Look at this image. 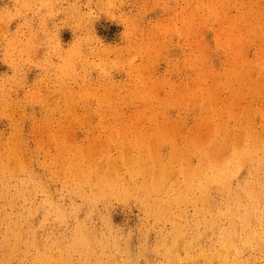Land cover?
Listing matches in <instances>:
<instances>
[{"label":"rangeland","instance_id":"obj_1","mask_svg":"<svg viewBox=\"0 0 264 264\" xmlns=\"http://www.w3.org/2000/svg\"><path fill=\"white\" fill-rule=\"evenodd\" d=\"M246 1L0 0V236H2L0 237V257L2 261L0 264H9V262L10 264H127L129 261L131 262L128 264H131L134 262V259L137 260L136 264H219V262L221 264H240L241 262V264H264V168L259 170L255 169L252 172L242 168L237 171L239 174L236 172L235 175L228 176L231 180L226 177L228 178L227 182L225 178L224 181H220L218 184H212L213 187L210 183V185L207 183L206 185L210 186L208 189L204 183L205 186H202L203 184L199 185L201 179L195 175L196 172H192L193 166L198 158L196 155L198 147L196 145L199 146L200 144L198 145L196 143L192 149L190 148L192 146L191 143L193 142L192 144H195L194 140L196 139L197 141L200 135L202 137V139L200 138L201 141L204 139L205 142V138H209L205 137L206 133L207 136L210 134L207 132V130L209 131L208 127L211 128V126H214L215 128V125L221 119H224L223 122L227 120L226 124L233 126L238 124L244 116V119L250 118L253 115L252 112H254L255 116L253 117L255 119H253L255 125L252 123V126L254 125L252 128L255 127L253 131L264 136L262 134L264 127L260 129L263 130L262 133L261 131L257 132L259 130L258 128L263 126L261 119H264V113H261V108H264V70L262 71L261 68L263 67L264 69V63L262 61L264 58L258 55L261 52L260 50L264 53V25L261 26L260 24L262 20L264 21V15H262V13L264 14V0H253L255 2L248 0L250 2L249 4ZM260 5H262V8ZM243 6L246 8L245 10ZM256 8L259 10L254 11ZM247 9H249V14L252 11V17L247 14ZM211 11H213L212 15L209 13ZM243 11H246V13ZM259 11L263 12L260 13ZM207 14L212 17L210 16L208 19L209 16L207 17ZM255 14L257 15L255 16ZM230 15L236 21L238 19V22L232 20ZM236 16L237 18H235ZM242 17H249L250 19L245 18L244 21ZM227 19L230 20L228 21ZM222 20L223 22L228 21L229 24L231 21L230 25L233 28H236L238 25L239 28L241 26L238 38L240 36L241 38L246 37L245 39L242 38L243 40L239 39L240 42L238 44L241 49L243 48L242 50L237 45L238 38L237 40H233V43L231 41L232 38L236 39L234 38L235 36H230L237 30L235 28L232 29V26H227L228 22H225L226 24L222 23ZM255 20L258 22L255 25L258 26V29L256 27H248L247 30V26H252L250 23L255 24L253 22ZM232 21H234L233 24ZM239 21H242L240 22L241 25ZM210 23H215L216 26L219 24V26L215 28L214 24L212 25ZM237 23L239 24L236 25ZM221 24H224L226 27L224 28L223 25L220 26ZM220 27L221 29H218ZM229 27L232 30H229ZM245 29L246 32L244 33ZM255 29L258 31L256 30V32ZM249 30L251 33H249ZM234 44L236 46H233ZM230 47L231 51L240 49L243 53L238 52L243 55H237L238 53L234 54L235 51L231 52L228 50ZM234 47H238V49ZM255 54L259 57H256ZM244 55L248 60V64L247 60L243 62L246 59ZM241 57L242 61L240 63L238 60ZM229 58L230 62L228 60ZM233 59H235L234 62ZM254 59L256 61L253 65L252 62ZM236 62L240 64L239 68ZM244 63L247 65H244ZM231 64L234 66H232L234 69L230 67ZM188 65H190L189 68ZM250 65H253L252 68L254 70L251 69L250 71ZM246 66H249L247 71L249 70L254 73H251V76L249 75L247 78V80L249 79L248 81L244 78L247 76L244 73L247 74V72L241 70V67L245 69ZM228 69H232L233 73H229L227 71ZM193 70H198L199 75ZM200 72L203 73L201 74L204 77ZM240 73L241 76L239 75ZM260 73L263 75L259 77ZM199 77L201 78L198 79ZM239 77H241L240 80ZM237 78L238 82H234L237 81ZM252 78L253 80L256 79V83L252 81ZM241 83L243 84L240 85ZM206 85H208V89ZM209 85H212L210 87L213 88L218 100L212 95L213 93L209 90ZM237 85L242 89L237 87ZM197 86L199 87V93H202L201 97L204 100L203 109H206L205 114L200 113L198 105L196 104L197 102L195 103V100L198 102L202 101L200 94L198 97V93L195 94L196 97L193 95L195 93L194 91L198 88ZM201 88L203 89L201 90ZM204 88H206V92ZM233 89L236 90L232 94L230 90L233 91ZM239 89L240 92L238 91ZM237 94L242 95L241 98L244 97L245 99H240V96L238 97ZM210 96H213L216 100L214 103V99H211ZM233 98L237 104L242 101V103H239L240 105L238 104V107L240 106L239 108L236 105H232L234 103ZM149 99L152 102L146 101ZM230 101L232 102V109H230H235V112L236 110L237 112L239 111L238 117H242L241 119L237 116L236 118L232 116L234 110L232 113L229 109ZM207 103L213 108L212 110L207 108ZM245 103L248 104L247 106L252 105L246 108L248 113L244 112L246 111ZM260 104L261 106H259ZM204 105H206L205 108ZM155 106H159V110L154 108ZM242 107H244V111H240L243 110ZM252 108L257 109L253 111ZM154 111L160 112L157 113L158 119L156 118L155 120L157 123L153 122V118H150L154 116ZM201 112L204 111L201 109ZM207 112L210 114H207ZM240 112L244 115L240 114ZM161 114L164 115L161 116ZM206 114L210 116L208 117V121L206 120ZM162 117H165V119ZM169 117L171 118L168 119ZM195 117L196 119H194ZM198 117L201 120L198 126H195L197 124L195 120ZM204 117L208 127L203 125L205 121L203 120L204 122H202V119ZM163 120H166L165 123ZM200 124L203 126L201 127ZM195 127L201 129L198 135L197 132L199 130L197 129L195 131ZM194 133H196L197 138L194 137ZM191 135L195 138L193 141L192 139L189 140L192 137ZM184 141L186 143L188 142V146L190 144L186 150V154L191 149L192 157L188 155L187 160L190 165L192 158V167L190 166L191 169L187 167V170L188 172H192L189 173L188 178L191 175L190 179L192 177L194 179L190 181H197L194 185H187L188 183L186 184L185 180L187 179L189 181V179L184 174L181 176V173H183L182 170L184 169L181 165L184 164V161L180 162L182 159L181 152L178 151L179 154H176V151L174 154L180 160L177 164V159L174 158L176 159V163L173 160V163H175L173 165L175 167L177 164L179 169L176 167V172L170 177L168 183L164 185V188L162 186L163 189L160 187V189L155 190L156 193H154L157 195L152 192L151 194L145 195L142 189L140 192L138 189L135 190L133 188H137V185L141 184L145 179L141 174L135 173L136 171H127V168L128 170L131 169V166H135V162L137 163L140 160L139 157H136L138 149L144 148L145 144H150L149 146L158 148L163 154H167L168 148L170 150L171 146H184ZM121 147H124L122 151L126 148L124 150L126 153H128L127 151L129 149L133 151H129L128 154H131L130 159H126V162L124 157L127 155L129 158L128 154H123L122 156L124 157L118 156L122 159H120L122 164H119V158L116 157V153L121 152ZM225 147L222 146L223 149L218 148L217 153L219 155L222 154V152L220 153L222 150V156H224V151L225 153L228 151L227 153L229 154L230 147H226L227 151ZM83 149L84 151L87 150V156L89 154L92 156H88L90 161L95 159V161L93 160L91 162L92 166L86 164L87 172L92 170L103 159V155H106L105 153H111L112 157H116L115 165L118 166V170H115V166L113 171L125 178L123 184L124 186L127 185L125 187L128 189L126 194L119 195L113 191L112 193H107L99 197L97 187L91 181L80 184L81 186L79 185L73 174L75 171L73 168L75 160H71V157L74 153L82 154ZM182 152H184V149ZM227 153L225 156L228 155ZM178 155L181 157L179 158ZM27 159L30 161L29 163H27ZM64 160L66 163H64ZM129 160H131V165L129 164L126 168L125 165L126 163L128 164ZM22 161L28 164H25L27 167ZM16 162L17 166L14 164ZM26 168L28 170L27 173L24 171ZM181 168L182 170H180ZM136 170L138 172V169ZM115 173L112 176L120 178ZM28 174L32 175L30 176ZM258 174L260 175L258 176ZM31 177H33V180ZM197 177L199 180H195L198 179ZM37 179L40 181L38 182ZM228 181L229 184H227ZM252 182L255 183L256 187ZM35 184L36 186H34ZM43 186L49 187V190ZM165 186H167L168 190ZM235 186L237 187L235 188ZM259 186L262 192L259 191ZM64 187L67 188L63 189ZM202 188L204 190L206 189L205 192L208 195L202 193ZM227 188L229 191L226 190ZM161 189L162 191L160 192ZM71 190H74V192ZM133 190L134 193L132 192ZM29 191L32 192L29 193ZM45 191L48 194H52L49 195L51 198L55 197L56 200L54 198L51 200ZM82 192H85V194L87 192L85 200H83L84 196ZM260 192L262 197L260 196ZM5 193L7 194L4 197L3 194ZM127 195H130L131 199L129 197L127 198ZM152 196L155 197L153 198ZM162 196L164 198H161ZM200 196L209 198V203L213 205L211 207L212 212L210 210V204L208 205L206 201L207 199L204 200L202 198L207 203L205 204ZM31 197L37 199L33 198L31 200ZM96 197H99L98 200L95 199ZM113 197L114 199H112ZM15 198L16 200H14ZM172 198L174 199L173 201ZM188 198L190 201H188ZM232 199L234 200L232 201ZM58 200L62 202L59 203ZM241 201L244 203L242 204ZM165 202H167L166 206H164ZM79 203H81V207L78 206ZM151 203L152 209L149 206ZM192 203L193 206H191ZM22 205L27 207V210L30 208L32 210L35 206L32 210L33 215L28 214L27 216V214H19L18 209ZM199 205L201 206L199 207ZM73 207L74 211L72 210ZM78 207H80V210L82 208V212ZM36 208L38 210H35ZM168 208L170 209L169 211ZM254 208L256 210L258 209V212ZM190 210H193L192 213L194 216ZM179 211L181 212L180 214L178 213ZM194 211L198 212L199 215ZM164 212L167 215H164ZM250 213L255 218L252 215L249 216ZM200 214L202 215L200 216ZM47 215L50 216L47 217ZM250 217H253L252 221L249 220L251 219ZM24 220L25 223H22ZM212 222L216 224L213 225ZM83 223L85 224L83 225ZM235 224L239 226L237 229L234 228ZM230 225L232 226V230L228 227ZM78 227L79 229H77ZM208 227L211 228L206 229ZM21 228L22 230H20ZM36 228L38 229L35 230ZM80 228L82 231H80ZM174 229L175 232L173 231ZM250 229L252 230L250 231ZM88 230L91 231L89 232ZM204 230L206 232H203ZM236 230L238 236H235L237 235L235 234ZM13 231H15V234ZM94 231L99 232L96 234ZM93 232L94 234L91 235ZM250 232H252V237ZM22 233L24 238L21 235ZM168 233L169 235L167 236ZM35 234L38 239L35 237ZM89 235L93 236V239ZM197 238L200 241L202 240V243L196 240ZM244 239H247L246 242H244ZM258 239L259 241H256ZM178 240L182 241L180 242L182 246L177 248L179 250L177 252L175 248L180 244ZM224 240L225 242H223ZM18 241L20 242L17 243ZM108 242L112 244H108ZM234 242L236 243V247L234 246ZM257 242H260V245ZM176 244L177 246L174 247ZM227 244L228 246H226ZM172 245L174 250H172ZM243 245H246L245 247L249 245V247L245 249ZM18 247L19 250L17 249V251L16 248ZM75 247H78V249ZM11 248L12 252H9V255H4V252H7ZM225 248L229 249L228 252ZM213 250L215 251L214 255H212ZM169 255H172L175 259ZM196 255L200 260H195L197 259L194 258ZM201 256L202 258H200ZM211 256H214L213 260H211ZM225 256L227 258H223ZM131 258L132 260H130ZM225 259L228 261L225 262Z\"/></svg>","mask_w":264,"mask_h":264},{"label":"bare ground","instance_id":"obj_2","mask_svg":"<svg viewBox=\"0 0 264 264\" xmlns=\"http://www.w3.org/2000/svg\"><path fill=\"white\" fill-rule=\"evenodd\" d=\"M248 1V0H247ZM246 1V2H247ZM249 1H251V0H249ZM248 1V4L250 3ZM253 1V0H252ZM224 2H226V1H224ZM253 2H255V1H253ZM228 3V2H227ZM256 3H258L257 1H256ZM256 3H254V4H256ZM226 4V3H225ZM236 4V3H235ZM247 4V5H248ZM252 5V4H251ZM256 5H258V4H256ZM259 6V5H258ZM261 6V8H262V5H260ZM208 7V6H207ZM230 7V6H229ZM228 8V7H227ZM231 8V7H230ZM247 8H249V6H247ZM259 8V7H258ZM258 8H256V10L254 9V11H257V9ZM210 9V8H209ZM243 9L245 10L246 8L243 6ZM242 9V10H243ZM250 9H252V8H250ZM260 9V8H259ZM258 9V10H259ZM263 9H264V7H263ZM230 10V9H229ZM228 10V11H229ZM253 10V9H252ZM227 11V10H226ZM247 11V14H249L248 13V11H249V9H247L246 10ZM246 11L244 12V13H246ZM261 11V10H260ZM259 11V12H260ZM208 12V11H207ZM213 11H211V12H209V13H211V15L213 14L212 13ZM259 12H258V14H259ZM263 12V11H262ZM262 12H260V13H262ZM237 13H239V12H237ZM251 13H252V11H251ZM250 13V14H251ZM255 13H257V12H255ZM225 14V13H224ZM246 14V15H247ZM249 14V16H251L252 17V14L250 15ZM211 15H209V14H207V17H208V19L210 18V16ZM254 15V14H253ZM257 14H255V16H256ZM260 16H261V14H259ZM258 15V16H259ZM262 15H264L263 13H262ZM231 17H232V20H235L234 18H233V16L232 15H230ZM257 16V17H258ZM212 17V16H211ZM229 18V17H228ZM235 18H237V16L235 17ZM240 18V17H239ZM243 18V17H242ZM241 18V19H242ZM245 18L246 17H244L243 19H244V21H245ZM249 17H247L246 19H248ZM250 19V18H249ZM259 19H260V17H259ZM258 19V20H259ZM264 19V18H263ZM228 20V19H227ZM230 20V19H229ZM228 20V21H229ZM252 20H254V19H252ZM257 20V21H258ZM206 21H207V19H206ZM220 21V20H219ZM225 21V20H224ZM227 21V22H228ZM236 21V20H235ZM243 21V20H242ZM242 21H239V23L240 22H242ZM248 21V20H247ZM246 21V22H247ZM250 21V20H249ZM208 23H209V21H207ZM226 22V21H225ZM225 22H223V20H222V23H225ZM226 22V23H227ZM233 22L234 21H232V24H233ZM236 22H238V19H237V21ZM235 22V23H236ZM255 24H253V23H250V24H252V26H247V30H248V27H258V26H255L256 25V23H258V22H256V20L255 21H253ZM261 22V21H260ZM263 20H262V23H260L261 24V26L262 25H264L263 24ZM218 23H220V22H218ZM217 23V24H218ZM225 23V24H226ZM239 23H237L236 25H238ZM210 24H212V23H210ZM214 24V27L216 28V27H218L219 26V24H218V26H216L215 25V23H213ZM212 24V25H213ZM229 24V22L227 23V26H232V25H230L231 24V21H230V24ZM243 24V23H242ZM223 25V27L225 28L226 26H224V24H221L220 26H222ZM236 25H234V26H236ZM240 25H241V23H240ZM244 25V24H243ZM254 25V26H253ZM245 26V25H244ZM235 28V27H234ZM233 28V26H232V29H234ZM238 28V29H237ZM240 28H241V26H240ZM239 28V25L238 26H236V32H233L232 33V35L230 36V37H234V38H236V39H231V41H232V43H233V40H237V38H238V35L240 34V31L239 30H241ZM242 28H243V26H242ZM218 29H221V27L220 28H218ZM232 29H230V27H229V30H232ZM244 29V28H243ZM246 29H245V31H244V33L246 32ZM252 29V28H251ZM250 29V30H251ZM258 29V28H257ZM257 29H255V31L257 30ZM223 30H225V29H223ZM249 30V33H251V31ZM262 30V29H261ZM239 31V32H238ZM254 31V32H255ZM258 31V30H257ZM256 31V32H257ZM255 32V33H256ZM234 33H235V35H234ZM239 33V34H238ZM248 33V32H247ZM246 33V34H247ZM242 34V33H241ZM260 34V33H259ZM246 36V35H245ZM228 37V36H227ZM243 38V37H242ZM241 38V36H240V38H238V40H237V45H239L238 43L240 42V40L239 39H242ZM246 37H244L243 39H245ZM242 39V40H243ZM230 42V41H229ZM235 42V41H234ZM231 44V43H230ZM232 46V45H231ZM233 46H236L235 44L233 45ZM240 49H241V47H240V45L238 46ZM238 47H234V48H236V49H238ZM233 48V49H234ZM240 49H238L237 51H235V50H232L231 51V47L230 48H228V50H230L231 52H233V51H235L234 52V54H237V55H241L242 53H243V51H240ZM243 49V48H242ZM241 49V50H242ZM238 51H240V52H242L241 54H240V52H238ZM261 52H259V54L258 55H261L263 58H264V53H262V50H260ZM264 52V51H263ZM228 53V52H227ZM230 54H232V53H230ZM244 54H245V52H244ZM225 55H227V54H225ZM233 55V54H232ZM237 55H234L235 57L237 56ZM243 55V54H242ZM246 55V54H245ZM245 55H244V57H245ZM258 55H256L255 54V56L257 57ZM247 56V55H246ZM255 56H254V58H255ZM260 56V57H261ZM229 57V56H228ZM238 57V56H237ZM248 57V56H247ZM259 57V56H258ZM262 57H261V59H262ZM234 58V57H233ZM239 58H240V56H239ZM246 58V57H245ZM226 59V58H225ZM224 59V60H225ZM244 59V58H243ZM256 59V58H255ZM254 59V61L252 62V64L254 65L255 63V60ZM258 59V58H257ZM260 59V58H259ZM229 60V62H230V58L228 59ZM234 60L235 59H233V62H234ZM245 60H247V58L246 59H244L243 60V62H245ZM252 60V59H251ZM250 60V61H251ZM236 61H237V59H236ZM240 63H241V61H242V57H241V59L240 60H238ZM249 61V63H251ZM263 61V63H264V60H262ZM232 62V63H233ZM238 62H236V64H237ZM259 63V62H258ZM262 63V64H263ZM193 64V63H192ZM234 64V63H233ZM247 64H248V60H247ZM246 63H244V65H247ZM242 65V64H241ZM253 65L251 66L250 65V67L249 66H246V68L245 69H242V67H241V70L243 71L244 70V72L246 71L247 72V74L246 73H244L245 75H247L246 77H244V75H242L244 78H246V80H247V78L249 77V75L251 74V73H253V72H250L251 71V69L252 70H254V68H252L253 67ZM189 66L190 65H188V68H189ZM233 65L231 64V68L232 69H234L233 67H232ZM239 66H240V64L238 63V68H239ZM203 67V66H202ZM243 67H245V66H243ZM249 67V69H250V71L248 70L247 71V68ZM255 67V66H254ZM196 68V67H195ZM204 68V67H203ZM237 68V69H238ZM262 68V71L264 70L263 69V67H261ZM206 69V68H205ZM204 69V70H205ZM213 69V68H212ZM232 69H228L227 71L229 72V73H233V70ZM235 69H236V67H235ZM199 70V69H198ZM198 70L197 71H195V70H193V71H195L196 73H198ZM232 70V71H231ZM202 71H203V69H202ZM204 72V71H203ZM250 72V73H249ZM261 72V71H260ZM202 72H200V74H201ZM215 73V72H214ZM219 73H220V71H219ZM231 73V74H232ZM249 73V74H248ZM262 73V72H261ZM261 73L259 74V77H260V75H261ZM203 74V73H202ZM201 74V75H202ZM230 74V75H231ZM254 74V73H253ZM198 75H199V73H198ZM240 76H241V73L239 74ZM252 75V74H251ZM250 75V76H251ZM258 75V74H257ZM263 75V74H262ZM261 75V76H262ZM203 77H204V75H202ZM264 76V75H263ZM201 77H199L198 79H200ZM240 78L241 77H239V80H240ZM243 78V79H244ZM258 78V77H257ZM236 80V79H235ZM245 80V81H246ZM249 80V79H248ZM247 80V81H248ZM256 80V79H255ZM255 80H253V78H252V81H255ZM199 81V80H198ZM244 81V80H243ZM218 82V81H217ZM234 82H238V78H237V81H234ZM240 82H242V81H240ZM219 83V82H218ZM254 83H256V81L254 82ZM199 84H200V82H199ZM243 83H241L240 85H242ZM251 84V83H250ZM234 85V84H233ZM235 85H236V83H235ZM235 85H234V87H235ZM200 86V85H199ZM212 87V85H209V90L211 91V93H213L212 95L213 96H215V94H214V90H213V88H211ZM198 87V86H197ZM237 87H239V88H241L240 86H238L237 85ZM206 88L208 89V85H206ZM206 88H204V91H205V89ZM231 89H232V87H230ZM229 88V89H230ZM236 88V87H235ZM203 88H201V90H202ZM242 89V88H241ZM208 90V91H209ZM234 90H236V89H233V91L232 90H230V93H232L233 94V92H234ZM262 90V89H261ZM188 91V90H187ZM197 91V92H196ZM196 91H194L195 93L193 94L194 95V97H196V93H198V95H197V97L199 96V87L196 89ZM207 91V90H206ZM205 91V92H206ZM239 92H240V89L238 90ZM236 92V91H235ZM239 92H236V93H239ZM204 93V92H203ZM202 94V93H201ZM201 94H200V99H202V97H201ZM208 94H209V92H208ZM208 94H206V95H208ZM230 95V94H229ZM238 95V94H237ZM213 96H210L211 97V99H214V97ZM236 96V95H235ZM240 96V99H242V98H244V97H242L241 98V96L242 95H238V97ZM244 96V95H243ZM247 96V95H246ZM203 97H204V94H203ZM216 97V96H215ZM237 98V97H236ZM235 98V99H236ZM148 99V98H147ZM194 99V98H193ZM197 100H198V98H196ZM199 99V100H200ZM206 99V98H205ZM229 99V98H228ZM245 99V98H244ZM207 100V99H206ZM216 100H218L217 99V97H216ZM215 99H214V101H213V103L216 101ZM230 100V99H229ZM233 100H234V98H233ZM232 100V101H233ZM237 100H238V98H237ZM236 100V101H237ZM248 100V99H247ZM250 100V99H249ZM146 101H150V99L149 100H146ZM219 101H220V99H219ZM150 102H152V101H150ZM149 102V103H150ZM197 102V103H196ZM200 102V103H199ZM196 101L195 100V103L198 105V108H199V111H200V113L202 114H205V110L203 109V102H204V100L202 99V101ZM231 102V101H230ZM234 103L232 104V102L231 103H229V109L231 108V106L233 105V106H237V108H239L238 107V104L239 103H242V101L241 102H238V104L237 103H235V100L233 101ZM245 102H251V101H245ZM148 103V104H149ZM194 103V105H196ZM212 103V102H211ZM212 103V104H213ZM206 104V103H205ZM222 104V103H221ZM223 104H224V102H223ZM232 104V105H231ZM246 104V103H245ZM253 104V103H252ZM147 105V104H146ZM207 108L209 109V110H212L213 108L212 107H210L209 106V104L207 103ZM214 105V104H213ZM216 105V104H215ZM240 105V104H239ZM243 105V104H242ZM248 104H246V107H245V110L246 111H244V107H242L243 108V110H240V111H244V112H247V109L246 108H249V107H251L252 105H251V103H249V105H251V106H247ZM263 105V104H262ZM220 106H223V105H220ZM259 106H261V104L259 105ZM264 106V105H263ZM159 107V106H158ZM158 107H154V108H156V109H158ZM206 107V105H204V108ZM214 107V106H213ZM147 108H148V105H147ZM161 108V107H160ZM220 108V107H219ZM241 108V109H242ZM260 108V107H259ZM138 109H141V108H138ZM153 109V108H152ZM201 109L204 111V112H201ZM223 109V108H222ZM232 109V108H231ZM230 109V110H231ZM253 109V108H252ZM255 109H257V108H255ZM255 109H253V111H255ZM262 110L264 109V108H261ZM159 110V109H158ZM233 110H234V114H232L233 113ZM233 110H231V114H232V116L233 117H235L236 118V116L238 117V112H237V110H236V112H235V109H233ZM262 110H261V113H264V111L262 112ZM138 111V110H137ZM140 111V110H139ZM220 111H222L221 109H220ZM155 113H154V116H151L150 118H153V122H156L155 120H156V118L158 119V117H157V113L159 112H157V111H154ZM163 112V111H162ZM161 112V113H162ZM251 112V111H250ZM160 113V112H159ZM209 112H207V114H208ZM218 113V112H217ZM248 113V112H247ZM253 113V115L251 116L252 117V119H251V117L250 118H245L244 119V117L242 118V120H240L239 121V123L238 124H236V125H233V126H229V125H227L226 124V121L225 122H223L224 121V119L220 122L219 121V119H218V121L219 122H217V119H216V122H217V124L215 125V128H214V126H211V128L210 127H208L207 125L208 124H206V120L208 121V117H210L209 115H207L206 114V120H205V117H204V119H202V122H204L203 123V125H206L207 127H208V129H209V131L207 130V132L208 133H210V134H208V136H207V133H206V136L205 137H209L208 139L207 138H205L206 140H205V142H204V139L201 141V139H202V137H201V135H200V137L198 138V140L196 141V139L194 138V137H196V133H194L195 135H194V137H193V135H191L192 137L189 139V138H187V139H189V140H191L192 139V141H193V139H195L194 140V142H195V144H192L193 142L192 141H190V142H192L191 143V145L192 146H190V144H189V146H190V148L192 149V147L194 146V145H196V143H198V145L199 146H197L196 145V147H198L197 148V150H196V155H197V159H196V163L194 164V166H193V171L192 172H196L195 173V175L196 176H198L200 179H201V181H199L200 183H199V185H202L203 183L206 185L207 183L209 184H218L220 181L222 182V181H224L225 180V178L226 177H231V175H235L236 174V172L238 171V170H240V169H242V168H245L246 170H248V171H254L255 169L257 170H259V169H263L264 168V136L263 135H260L259 133H255L254 131H253V129L255 128H252L255 124L253 123V121L255 120L253 117H255L254 116V112H252ZM199 114V113H198ZM197 114V115H198ZM210 114V113H209ZM236 114V115H235ZM240 114H242L241 112H240ZM164 114H161V116H163ZM220 115H221V112H220ZM235 115V116H234ZM242 115H244V114H242ZM251 115V114H250ZM255 115H256V113H255ZM262 115V114H261ZM166 116V115H165ZM241 116V115H240ZM200 117H201V115H200ZM219 117H221V116H219ZM257 117H258V115H257ZM155 118V119H154ZM163 118V117H162ZM171 117H169L168 119H170ZM199 118V117H198ZM197 118V120H195L196 121V123L197 124H195V126H198V124H199V121L201 120L200 118L198 119ZM202 118H203V115H202ZM239 118V117H238ZM241 118H239V119H241ZM163 119H165V117L163 118ZM167 119V118H166ZM194 119H196V117L194 118ZM254 119V120H253ZM204 120V121H203ZM235 120V119H234ZM251 120H252V122H251ZM262 120V127H260V128H258L259 130L257 131V132H260L261 131V133H262V131L263 130H260V129H262L263 127H264V119H261ZM164 121V120H163ZM166 121V120H165ZM165 121H164V123H165ZM169 121V120H168ZM236 122V121H235ZM157 123V122H156ZM208 123V122H207ZM209 123H210V121H209ZM252 123L254 124L253 126H252ZM256 123V122H255ZM213 125H214V123H212ZM258 124V123H257ZM256 124V125H257ZM203 125H201L200 124V126L202 127ZM209 126H210V124H209ZM257 126H260V125H257ZM196 128V130L195 131H197V127H195ZM264 129V128H263ZM199 130V132H197V135H198V133H200V130L201 129H198ZM194 131V132H195ZM262 134H264V132L262 133ZM211 137H210V136ZM213 135V136H212ZM197 138V137H196ZM201 138V139H200ZM189 140H188V142H189ZM199 140H200V142H199ZM187 141V140H186ZM185 142V141H184ZM183 142V143H184ZM187 142V143H188ZM187 143L185 142V145H187ZM139 144V143H138ZM141 144V143H140ZM147 145V146H146ZM150 144H145V147L144 148H140V149H138L137 150V153H136V157H139V161L136 163L135 162V166L137 167H135V166H131V169H129L128 170V165L130 164L131 165V160H129V162H128V164L126 163V168H127V171L129 172V171H136L135 173H139V174H141L145 179H144V181L141 183V184H139V185H137V188L136 187H133L135 190L136 189H138V191H142L143 190V192H144V194L145 195H148L149 193L151 194V192L153 193V194H155L156 192H155V190L156 189H160V187L162 188V186H163V188H164V185H166L167 183H168V181H169V179H170V177L176 172V169L178 168L179 169V167H177V164H178V162H179V160L180 159H178V158H176L177 157V155L175 156V154H174V152L176 153V151H177V153L176 154H179L178 153V151H180L181 152V154L180 155H182V159H181V161L180 162H182V161H184V164H180L181 165V167L182 168H184L183 170H187V167H189L190 168V166L192 167V158H191V162H190V165H189V162H188V160H187V156L188 155H190L191 156V149H190V154L188 153V154H186V150L188 149V145L187 146H183V145H181L180 147H175V146H171V148H170V150H168L167 149V154L165 153V154H163L158 148H155V147H152V146H149ZM230 147V152H229V154L227 153L228 151L226 150L227 148H228V146ZM134 146H136V145H134ZM222 146H226L225 147V150L227 151L226 153L228 154V155H226L225 156V151H224V156H222V154H223V151L221 150L220 151V153L222 152V154H218L217 152V150H218V148H222ZM143 147V146H142ZM187 147V148H186ZM195 147V148H196ZM124 148V147H123ZM122 147H121V152H118V153H116V157H121L123 154L125 155V154H128L129 153V151H133V150H130L129 149V151H127L128 153H126L124 150H126V148L122 151V149H123ZM195 148H193V149H195ZM224 148V147H223ZM222 148V149H223ZM158 149V150H157ZM183 149H184V152H182L183 151ZM128 150V149H127ZM83 151H84V149H83ZM82 151V154H80L79 155V153H74V154H72L73 156L71 157L72 159L71 160H75L74 161V163H73V168H74V177H75V179L77 180V182L79 183V185L80 184H83V183H85V182H92L94 185H95V187H97V192H98V195H99V197L100 196H103V195H105V194H107V193H112L113 191H115V192H117L119 195H124V194H126L127 193V191H128V189L127 188H125L126 186H124V184H123V182L125 181L124 179V177H121L120 176V174H118V173H115L114 171H113V168L115 167V170H118V166L117 165H115V162H116V157H112V155H111V153H105L106 155H103V159L99 162V163H97V164H99V165H95L94 166V168L92 169V170H90L89 172H87V170H86V164H90L91 166H92V164H91V162L94 160L95 161V159H91L92 161H90V154L87 156V150H85L84 152ZM104 151V150H103ZM109 151V150H108ZM107 151V152H108ZM120 151V150H119ZM102 152V151H101ZM135 152V151H134ZM188 152V151H187ZM103 153V152H102ZM213 153H215V154H213ZM14 154V153H13ZM12 154V155H13ZM118 154V155H117ZM219 155V157H218V155ZM15 155V154H14ZM16 155H18V154H16ZM129 155V154H128ZM131 155V154H130ZM130 155H129V158L127 157V155H126V157H124V156H122V157H124L125 158V162H126V159L128 160V159H130ZM194 155V154H193ZM22 156H24V155H22ZM179 156V155H178ZM70 157V156H69ZM68 157V158H69ZM92 157V156H91ZM118 157V158H119ZM181 156H179V158H180ZM192 157V156H191ZM10 158V157H9ZM67 158V159H68ZM117 158V159H118ZM174 158H176L177 159V164L175 165V167H174V165L173 164H175L176 163V159H174ZM15 159V158H14ZM21 159V158H20ZM23 159H26V158H23ZM66 159V160H67ZM120 159L121 158H119L118 159V163L119 164H122V161H120ZM132 159V158H131ZM189 159V158H188ZM195 159V158H194ZM69 160V159H68ZM122 160V159H121ZM124 160V159H123ZM175 161V163H173L174 161ZM15 161V160H14ZM17 161V160H16ZM26 161H28L27 163H29L30 161L27 159ZM65 161V160H64ZM63 161V162H64ZM137 161V160H136ZM194 161V160H193ZM23 162V161H22ZM24 163V162H23ZM27 163H24V165L25 164H27ZM64 163H66V161L64 162ZM123 163H124V161H123ZM146 163H148V164H146ZM2 164V163H1ZM16 166H17V162L16 163H14ZM185 164H186V166H185ZM187 164H188V166H187ZM3 165V164H2ZM23 165V164H22ZM24 165H23V167H24ZM28 165V164H27ZM30 165V164H29ZM64 165V164H63ZM151 165V166H150ZM179 165V166H180ZM14 166V165H13ZM12 166V167H13ZM26 166V165H25ZM62 166V165H61ZM124 166V167H125ZM152 168H150V167ZM5 167V166H4ZM10 167V166H9ZM22 167V168H23ZM27 167V166H26ZM177 167V168H176ZM1 168V167H0ZM18 168H19V166H18ZM119 168H121V167H119ZM130 168V167H129ZM174 168V169H173ZM182 168L180 169V170H182ZM30 169H31V167H30ZM67 169V168H66ZM122 169V168H121ZM136 169H138V172H137V170ZM191 169V168H190ZM189 169V170H190ZM3 170V169H2ZM14 170H15V167H14ZM16 170H17V168H16ZM27 170V168L24 170L26 173L28 172V170H29V166H28V170ZM175 170V171H174ZM182 170V172L183 173H181V176H182V174H184L185 176H187V178H188V176H189V173H192V172H188V170L187 171H183ZM264 170V169H263ZM18 171H19V169H18ZM23 171V170H22ZM110 171H112V172H110ZM5 172V171H4ZM10 172V171H9ZM67 172V171H66ZM111 174H110V173ZM119 172H120V170H119ZM256 172V171H255ZM260 173H261V171H259ZM7 173V172H6ZM68 173V172H67ZM114 173L116 174V175H118L120 178H116V177H114V176H112V175H114ZM132 173V172H131ZM187 175H186V174ZM10 174H11V172H10ZM13 174V173H12ZM17 174V173H16ZM32 174H33V172H32ZM31 174V175H32ZM59 174V173H58ZM57 174V175H58ZM62 174V173H61ZM60 174V176L62 177V175ZM66 174V173H65ZM139 174H138V176H139ZM229 174V175H228ZM237 174H239L238 172H237ZM256 174H257V172H256ZM28 175H30V174H28ZM30 175V176H31ZM36 175V174H35ZM35 175H33V176H35ZM137 175V174H136ZM194 175V174H193ZM195 175H194V178H195ZM243 175V174H242ZM248 175V174H247ZM260 174H258V176H259ZM30 176H29V178H30ZM132 176H133V174H132ZM180 176V175H179ZM7 177V176H6ZM36 177V176H35ZM60 177V178H61ZM66 177V176H65ZM125 177H126V173H125ZM137 177V176H136ZM140 177V176H139ZM142 177V178H143ZM190 177H191V175H190ZM190 177L188 178L189 179V181L190 180H192L193 179V177L190 179ZM197 177V178H198ZM228 177V178H229ZM252 177V176H251ZM263 177H264V175H263ZM32 178V180H33V177H31ZM38 178V177H37ZM73 178V177H72ZM129 178V177H128ZM141 178V179H142ZM199 178L198 179H195V180H199ZM228 178H226V182H227V180H228ZM244 178V177H243ZM242 178V179H243ZM15 179V178H14ZM39 179V178H38ZM38 179H37V181H38ZM62 179H63V177H62ZM66 179V178H65ZM126 179H127V177H126ZM135 179V178H134ZM173 179V178H172ZM184 179H186V178H184ZM183 179V180H184ZM263 179V178H262ZM32 180H30V181H32ZM36 180V179H35ZM42 180V179H41ZM67 180V179H66ZM130 180V179H129ZM194 180V179H193ZM192 180V181H193ZM229 180H231V178H229ZM234 180V179H233ZM27 181V180H26ZM29 181V182H30ZM36 181V182H37ZM40 181V180H39ZM38 181V182H39ZM131 181H132V179H131ZM180 181V180H179ZM188 180L186 179L185 180V182H186V184L187 185H191V184H193L194 185V183L195 182H197V181H195V182H187ZM17 182V181H16ZM128 182V181H127ZM130 182V181H129ZM243 182V181H242ZM31 183V182H30ZM69 183H70V181H69ZM92 183H90V184H92ZM133 183H134V180H133ZM132 183V184H133ZM171 183V182H170ZM176 183V182H175ZM190 183V184H189ZM234 183V182H233ZM254 182H252V184H253ZM257 183V182H256ZM261 183H263V182H261ZM39 184V183H38ZM41 184V183H40ZM72 184V183H71ZM87 184V183H86ZM182 184H184V183H182ZM202 185V186H205V185ZM209 184V185H210ZM226 184V183H225ZM227 184H229V181H228V183ZM28 185V184H27ZM42 185V184H41ZM40 185V186H41ZM44 185V184H43ZM78 185V186H79ZM198 185V186H199ZM232 185V184H231ZM230 185V186H231ZM236 185H237V183H236ZM34 186H36V184L34 185ZM38 186V185H37ZM39 186V187H40ZM66 186V185H65ZM81 186V185H80ZM82 186H84V185H82ZM91 186V185H90ZM216 186V185H215ZM254 186H255V183H254ZM28 187V186H27ZM43 187H46L48 190H49V187H47V186H43ZM72 187V186H71ZM73 187H75V186H73ZM94 187V188H95ZM129 187V186H128ZM166 188H167V186H165ZM179 187V186H178ZM206 188L208 187V189L210 188V186H208V185H206L205 186ZM204 187V188H205ZM212 187H213V185H212ZM211 187V188H212ZM229 187V186H228ZM237 186H235V188H236ZM247 187V186H246ZM256 187V186H255ZM258 187V186H257ZM6 188H7V186H6ZM65 188H67V187H64L63 189H65ZM81 188V187H80ZM83 188V187H82ZM88 188V187H87ZM162 188V189H163ZM175 188H177V187H175ZM204 188H202V190H203V192L202 193H205V194H207L206 192H205V190H204ZM217 188V187H216ZM220 188V187H219ZM230 188V187H229ZM234 188V187H233ZM259 188H260V186H259ZM9 189V188H8ZM28 189V188H27ZM26 189V190H27ZM33 189H34V187H33ZM85 190H86V188H84ZM89 189V188H88ZM87 189V190H88ZM142 189V190H141ZM162 189L160 190V192L162 191ZM186 189H187V187H186ZM192 189L194 190V188L192 187ZM208 189H207V191H208ZM223 189V188H222ZM238 189V188H237ZM254 189V188H253ZM256 189V188H255ZM258 189V188H257ZM4 190V189H3ZM7 190V189H6ZM43 190V189H42ZM46 190V189H45ZM79 190V189H78ZM77 190V191H78ZM82 190V189H81ZM92 190V189H91ZM167 190H168V188H167ZM180 190V189H179ZM185 190V189H184ZM189 190V189H188ZM201 190V191H202ZM212 190V189H211ZM217 190V189H216ZM226 190H228V188L226 189ZM38 191V190H37ZM47 191V190H46ZM45 191V193H47L48 194V192H46ZM72 191V190H71ZM80 191V190H79ZM198 191V190H197ZM222 191V190H221ZM229 191V190H228ZM231 191H232V188H231ZM243 191V190H242ZM251 191V190H250ZM257 191V190H256ZM259 191H261V188H260V190ZM14 192V191H13ZM32 192V191H31ZM30 191H29V193H31ZM68 192V191H67ZM69 192H70V190H69ZM72 192H74V190L72 191ZM131 192V191H130ZM133 193H134V190L132 191ZM155 192V193H154ZM159 192V193H160ZM191 192V191H190ZM189 192V193H190ZM209 192V191H208ZM220 192V191H219ZM262 192V191H261ZM261 192H260V194H261ZM35 193H36V189H35ZM44 193V194H45ZM51 193H53V192H51ZM80 193V192H79ZM139 193V192H138ZM158 193V192H157ZM164 193V192H163ZM174 193V192H173ZM173 193H171V194H173ZM188 193V194H189ZM197 193V192H196ZM202 193H201V195H202ZM210 193V192H209ZM212 193V192H211ZM217 193V192H216ZM221 193V192H220ZM224 193V192H223ZM231 193V192H230ZM240 193H242V192H240ZM255 193V192H254ZM257 193V192H256ZM264 193V192H263ZM7 193H5V194H3L4 195V197H5V195H6ZM25 195H26V193H24ZM23 194V195H24ZM50 194V193H49ZM48 194V195H49ZM55 194V193H54ZM66 194V193H65ZM75 194V193H74ZM114 194V193H113ZM112 194V195H113ZM162 194V193H161ZM222 194V193H221ZM227 194V193H226ZM233 194H234V192H233ZM50 195H52V194H50ZM49 195V196H50ZM77 195V194H76ZM82 195L84 196V199L83 200H85V197H86V195H87V192H86V194H85V192H82ZM138 195V194H137ZM140 195V194H139ZM155 195H157V194H155ZM166 195V194H165ZM208 195V194H207ZM238 195H239V193H238ZM241 195V194H240ZM243 195H245V194H243ZM254 195V194H253ZM14 196V195H13ZM35 196H36V194H35ZM48 196V197H49ZM97 196V195H96ZM107 196V195H106ZM105 196V197H106ZM184 196V195H183ZM228 196H230V195H228ZM234 196V195H233ZM242 196V195H241ZM246 196V195H245ZM261 197H262V194L260 195ZM15 197V196H14ZM98 197V198H99ZM108 197V196H107ZM115 197V196H114ZM114 197L112 198V199H114ZM130 198V195L128 196L127 195V198ZM147 197V196H146ZM145 197V198H146ZM153 197V196H152ZM155 197V196H154ZM153 197V198H154ZM158 197V196H157ZM201 197V196H200ZM223 197V196H222ZM221 197V198H222ZM240 197V196H239ZM248 197V196H247ZM255 197V196H254ZM3 198V197H2ZM8 198H9V196H8ZM28 198V197H27ZM33 198H35V197H33ZM32 197H31V200L33 199ZM52 198H54L55 199V197H52ZM52 198H51V196H50V199L52 200ZM69 198H71V197H69ZM98 198L96 197L95 199L96 200H98ZM111 198V197H110ZM126 198V199H127ZM160 198V197H159ZM161 198H164V196H162ZM174 198V197H173ZM172 198V201L174 200ZM189 198H191L190 196H189ZM189 198H188V201H190L189 200ZM207 199L206 201H207V203H208V205L210 204V210H211V207H213V205H211V203H209L210 201H208V199L209 198H206L205 196H203V197H201V199ZM220 198V197H219ZM225 198V197H224ZM242 198V197H241ZM249 198H250V196H249ZM248 198V199H249ZM10 199V198H9ZM35 199H37V198H35ZM45 199V198H44ZM80 199V198H79ZM92 199H93V197H92ZM124 199V198H123ZM131 199V198H130ZM134 199H136V198H134ZM171 199V198H170ZM169 199V200H170ZM202 199V200H203ZM217 199V198H216ZM223 199V198H222ZM221 199V200H222ZM235 199V198H234ZM234 199H232V201L234 200ZM255 199V198H254ZM14 200H16V198L14 199ZM25 200V199H24ZM41 200V199H40ZM56 200V199H55ZM54 200V201H55ZM75 200V199H74ZM111 200V199H110ZM148 200V199H147ZM157 200V199H156ZM155 200V201H156ZM204 200H203V202H204ZM214 200V199H213ZM226 200V199H225ZM237 200V199H236ZM241 200V199H240ZM243 201H244V199H242ZM251 200V199H250ZM9 201V200H8ZM19 201V200H18ZM45 201H46V199H45ZM59 201V200H58ZM76 201V200H75ZM112 201V200H111ZM130 201V200H129ZM133 201V200H132ZM137 201V200H136ZM154 201V200H153ZM194 201V200H193ZM215 201V200H214ZM247 201V200H246ZM254 201V200H253ZM14 202H16V201H14ZM20 202V201H19ZM36 202V201H35ZM34 202V203H35ZM53 202V201H52ZM62 201L60 200L59 201V203H61ZM122 202V201H121ZM124 202H125V200H124ZM140 202V201H139ZM159 202V201H158ZM171 202V201H170ZM187 202V201H186ZM192 202V201H191ZM237 202V201H236ZM238 202H239V200H238ZM242 202V201H241ZM240 202V203H241ZM248 202V201H247ZM259 202H260V197H259ZM12 203V202H11ZM16 203H18V202H16ZM23 203H24V201H23ZM40 203V202H39ZM54 203V202H53ZM64 203V202H63ZM62 203V204H63ZM95 203V202H94ZM111 203V202H110ZM153 203V202H152ZM152 203L149 205L150 207H151V205H152ZM157 203V202H156ZM155 203V204H156ZM166 203L167 202H165V205H164V203H163V205L164 206H166ZM172 203V202H171ZM171 203H170V205H171ZM201 203V202H200ZM199 203V204H200ZM205 204H207L206 202H204ZM223 203H224V201H223ZM227 203V202H226ZM231 203V202H230ZM233 203V202H232ZM244 202H242V204H243ZM46 204V203H45ZM98 204V203H97ZM136 204V203H135ZM141 204V203H140ZM169 204V203H168ZM178 204H180V203H178ZM190 204V203H189ZM233 204H235V203H233ZM246 204V203H245ZM9 205H11V204H9ZM35 205H37V204H35ZM48 205V204H47ZM53 205V204H52ZM55 205V204H54ZM154 205V204H153ZM174 205V204H173ZM184 205V204H183ZM196 205H198V204H196ZM221 205V204H220ZM226 205V204H225ZM15 206V205H14ZM38 206V205H37ZM62 206V205H61ZM66 206V205H65ZM78 206H80L81 207V203H79V205ZM92 206V205H91ZM148 206V205H147ZM186 206H187V204H186ZM191 206H193V203H192V205ZM190 206V207H191ZM201 205H199V207H200ZM202 206H204V205H202ZM216 206V205H215ZM214 206V207H215ZM240 206H241V204H240ZM239 206V207H240ZM5 207H7L6 205H5ZM11 207H12V205H11ZM35 207V206H34ZM33 207V208H34ZM55 207V206H54ZM80 207H78L79 208V210H80ZM83 207V206H82ZM161 207V206H160ZM159 207V208H160ZM168 207H170L169 205H168ZM175 207V206H174ZM182 207V206H181ZM198 207V208H199ZM207 208H208V206H206ZM220 207H222V206H220ZM230 207V206H229ZM233 207V206H232ZM250 207V206H249ZM18 208V207H17ZM30 208V207H29ZM33 208H32V210H33ZM69 208V207H68ZM67 208V209H68ZM147 208V207H146ZM157 208V207H156ZM173 208V207H172ZM194 208V207H193ZM202 208V207H201ZM200 208V209H201ZM218 208V207H217ZM226 208V207H225ZM259 208V207H258ZM40 209V208H39ZM52 209V208H51ZM50 209V210H51ZM55 209V208H54ZM89 209H91V208H89ZM151 209H152V207H151ZM153 209H154V207H153ZM164 209H165V207H164ZM182 209V208H181ZM187 209V208H186ZM186 209H185V211H186ZM229 209V208H228ZM230 209H231V207H230ZM255 209V208H254ZM3 210V209H2ZM31 210V208L30 209H28L27 210V207H25L24 205H22V206H20L19 207V209H18V211H19V214H27V216H28V214H32L33 213V211ZM35 210H38L37 208L35 209ZM45 210V209H44ZM66 210V209H65ZM70 210V209H69ZM73 211H74V207H73V209H72ZM81 210H82V208H81ZM80 210V211H81ZM92 210V209H91ZM144 210V209H143ZM146 210V209H145ZM162 210V209H161ZM166 210H167V207H166ZM170 209L168 208V211H169ZM173 210V209H172ZM180 210V209H179ZM188 210V209H187ZM195 210V209H194ZM198 210V209H197ZM256 210V209H255ZM40 211V210H39ZM39 211H37V212H39ZM89 211V210H88ZM154 211V210H153ZM156 211V210H155ZM184 211V210H183ZM182 211V212H183ZM213 210H211V212H212ZM215 211V210H214ZM226 211V210H225ZM224 211V212H225ZM233 211V210H232ZM247 211H248V208H247ZM257 212H258V209L256 210ZM53 212V211H52ZM52 212H50V213H52ZM82 212V211H81ZM157 212V211H156ZM171 212V211H170ZM173 212V211H172ZM171 212V213H172ZM174 212H175V210H174ZM173 212V213H174ZM187 212V211H186ZM190 212L192 213L193 212V210H190ZM195 212V211H194ZM208 212V211H207ZM230 213H231V211H229ZM249 212V211H248ZM261 212V211H260ZM1 213V212H0ZM55 213V212H54ZM57 213V212H56ZM92 213V212H91ZM90 213V214H91ZM154 213V212H153ZM160 213V212H159ZM165 213V214H164ZM163 214L164 215H167L166 214V212H164ZM179 214L181 213L180 211L178 212ZM196 214H198L199 215V213L198 212H195ZM201 213V212H200ZM216 213V212H215ZM236 213V212H235ZM252 213V212H251ZM250 213V215L249 216H251L252 214ZM45 214V213H44ZM66 214V213H65ZM158 214V213H157ZM170 214V213H169ZM183 214V213H182ZM181 214V215H182ZM213 214V213H212ZM224 214V213H223ZM13 215V214H12ZM33 215V214H32ZM64 215V214H63ZM68 215V214H67ZM74 215V214H73ZM72 215V216H73ZM171 215V214H170ZM184 215H187V214H184ZM192 215H193V213H192ZM202 214H200V216H201ZM218 215V214H217ZM224 215H227V214H224ZM232 215V214H231ZM35 216V215H34ZM37 216V215H36ZM48 216H50V215H47V217ZM146 216V215H145ZM160 216V215H159ZM162 216V215H161ZM173 216V215H172ZM183 216V215H182ZM191 216V215H190ZM194 216V215H193ZM192 216V217H193ZM242 216V215H241ZM253 216V215H252ZM257 216H258V214H257ZM43 217V216H42ZM52 217H53V215H52ZM51 217V218H52ZM62 217V216H61ZM64 217H66V216H64ZM68 217H70V216H68ZM79 217H80V215H79ZM148 217V216H147ZM195 217H197V215H195ZM243 217V216H242ZM254 217V216H253ZM253 217H250L251 219H249V220H253ZM24 218V217H23ZM44 218V217H43ZM58 218V217H57ZM84 218H85V216H84ZM83 218V219H84ZM155 218V217H154ZM159 218V217H158ZM164 218V217H163ZM187 218V217H186ZM191 218V217H190ZM202 218V217H201ZM231 218V217H230ZM235 218V217H234ZM255 218V217H254ZM5 219V218H4ZM29 219V218H28ZM32 219V218H31ZM34 219V218H33ZM53 219H54V217H53ZM64 219V218H63ZM68 219V218H67ZM73 219V218H72ZM42 220V219H41ZM50 220V219H49ZM154 220V219H153ZM182 220H184V219H182ZM215 220V219H214ZM213 220V221H214ZM248 220V221H249ZM9 221V220H8ZM155 221H156V219H155ZM193 221V220H192ZM230 221H232V220H230ZM11 222V221H10ZM9 222V223H10ZM21 222V221H20ZM42 222V221H41ZM183 222V221H182ZM202 222V221H201ZM246 222V221H245ZM22 223H25V220L24 221H22ZM39 223V222H38ZM107 223V222H106ZM176 223V222H175ZM213 223V222H212ZM85 223H83V225H84ZM216 224V223H215ZM214 223H213V225H215ZM78 225H79V223H78ZM77 225V226H78ZM186 225V224H185ZM190 225H191V223H190ZM236 225V226H235ZM234 225V228H236L237 229V227H239V226H237V224H235ZM243 225V224H242ZM0 226H1V224H0ZM21 226H22V224H21ZM34 226V225H33ZM201 226V225H200ZM222 226V225H221ZM220 226V227H221ZM12 227H13V225H12ZM24 227V226H23ZM188 227V226H187ZM186 227V228H187ZM228 227H230V229L232 228V226L230 225V226H228ZM243 227H244V225H243ZM20 228V227H19ZM31 228V227H30ZM84 228V227H83ZM95 228V227H94ZM181 228V227H180ZM209 228H211V227H208V228H206V229H209ZM216 228V227H215ZM233 228V229H234ZM246 228H247V226H246ZM15 229H17V228H15ZM38 228H36L35 230H37ZM77 229H79V227L77 228ZM85 229H87L86 227H85ZM90 229V228H89ZM92 229V228H91ZM214 229V228H213ZM20 230H22V228L20 229ZM93 230V229H92ZM184 230H185V228H184ZM183 230V231H184ZM188 230V229H187ZM192 230V229H191ZM191 230H190V232H191ZM211 230V229H210ZM221 230V229H220ZM224 230H225V227H224ZM232 230V229H231ZM246 230V229H245ZM252 229H250V231H251ZM5 231V230H4ZM3 231V232H4ZM19 231V230H18ZM75 231V230H74ZM80 231H82V229L80 228ZM89 231V230H88ZM91 231V230H90ZM89 231V232H90ZM174 232H175V229L173 230ZM199 231V230H198ZM215 231V230H214ZM226 231V230H225ZM9 232V231H8ZM14 232V234H15V231H13ZM12 232V233H13ZM20 232V231H19ZM23 232V231H22ZM39 232V231H38ZM94 232H96V231H94ZM94 232L91 234V235H93L94 234ZM97 232H99V231H97ZM96 232V234H98ZM167 232H169V231H167ZM166 232V233H167ZM178 232V231H177ZM179 232H180V230H179ZM188 232V231H187ZM203 232H206V230H204ZM208 232H210L209 230H208ZM207 232V233H208ZM217 232V231H216ZM6 233H7V231H6ZM33 233V232H32ZM78 233H80V232H78ZM88 233V232H87ZM165 233V234H166ZM171 233V232H170ZM202 233V232H201ZM225 233V232H224ZM232 233V232H231ZM251 233V237L253 236L252 235V232H250ZM254 233H255V231H254ZM25 234V233H24ZM27 234V233H26ZM164 234V233H163ZM181 234H182V231H181ZM203 234V233H202ZM209 234V233H208ZM235 234H237V235H235V236H238V232H237V230H236V232H235ZM259 235H260V233H258ZM257 234V235H258ZM1 235V234H0ZM6 235V234H5ZM22 235V237H23V233L21 234ZM29 235V234H28ZM28 235H26V236H28ZM34 235V234H33ZM75 235V234H74ZM79 235V234H78ZM91 235H89V237H91V239H93V236H91ZM169 235V233L167 234V236ZM174 235V234H173ZM224 235V234H223ZM223 235H222V237H223ZM240 235V234H239ZM261 235H263V234H261ZM6 236H8V235H6ZM5 236V237H6ZM25 236V235H24ZM37 235L35 234V237H36ZM86 236V235H85ZM95 236V235H94ZM101 236H103V235H101ZM143 236V235H142ZM203 236V235H202ZM232 236H234V235H232ZM0 237H2V236H0ZM18 237H20L19 235H18ZM22 237H21V239H22ZM30 237V236H29ZM34 237V236H33ZM34 237V238H35ZM164 237V236H163ZM163 237H162V239H163ZM166 237V236H165ZM178 237H179V235H178ZM181 237H182V235H181ZM240 237V236H239ZM14 238H16V237H14ZM24 238V237H23ZM37 238V237H36ZM72 238V237H71ZM97 238H98V236H97ZM96 238V239H97ZM183 238V237H182ZM199 238H200V236H199ZM199 238H197L196 240H199L200 241V239ZM232 238H235V237H232ZM236 238H238V237H236ZM249 238H250V236H249ZM8 239V238H7ZM11 239V238H10ZM21 239L19 238V240L21 241ZM38 239V238H37ZM145 239V238H144ZM168 239V238H167ZM166 239V240H167ZM224 239V238H223ZM240 239V238H239ZM6 240V239H5ZM69 240V239H68ZM75 240H76V238H75ZM78 240V239H77ZM99 240H100V238H99ZM183 240V239H182ZM195 240V241H196ZM227 240V239H226ZM232 240V239H231ZM242 240V239H241ZM245 240V241H244ZM243 241L244 242H246V240L247 239H244ZM261 240V239H260ZM8 241V240H7ZM20 241H18L17 243H19ZM28 242H29V240H27ZM72 241V240H71ZM70 241V242H71ZM93 241V240H92ZM95 241V240H94ZM100 241H102V240H100ZM168 241V240H167ZM237 241V240H236ZM249 241V240H248ZM248 241H247V243H248ZM256 241H259V239L258 240H256ZM115 242H116V240H115ZM176 242V241H175ZM178 242L180 243V242H182L181 240H178ZM178 242H176V243H178ZM201 243H202V240L200 241ZM223 242H225V240L223 241ZM231 242V241H230ZM243 242V243H244ZM14 243V242H13ZM24 243V242H23ZM39 243V242H38ZM62 243V242H61ZM60 243V244H61ZM67 243V242H66ZM93 243V242H92ZM110 242H108V244H109ZM114 243V242H113ZM171 243V242H170ZM221 243V242H220ZM235 243V242H234ZM258 243V242H257ZM260 243V242H259ZM258 243V244H259ZM16 244V243H15ZM27 244V243H26ZM36 244H37V242H36ZM35 244V245H36ZM76 244V243H75ZM85 244H87V243H85ZM106 244V243H105ZM110 244H112V243H110ZM167 244H169V243H167ZM249 244V243H248ZM257 244V245H258ZM25 245V244H24ZM34 245V246H35ZM53 245H55V244H53ZM58 245V244H57ZM80 245V244H79ZM98 245V244H97ZM113 245H115V244H113ZM162 245V244H161ZM171 245V244H170ZM230 245H232V244H230ZM260 245V244H259ZM20 246H22V244H20ZM19 246V247H20ZM39 246V245H38ZM37 246V247H38ZM44 246V245H43ZM62 246V245H61ZM78 246V245H77ZM86 246V245H85ZM94 246V245H93ZM110 246V245H109ZM159 246V245H158ZM157 246V247H158ZM177 246V244L176 245H174V247H176ZM180 246H182V244L180 243V244H178V246L175 248L176 250L175 251H179V250H177V248L178 247H180ZM226 246H228V244L226 245ZM235 247H236V243H235V245H234ZM242 246V245H241ZM244 247L246 246V245H243ZM1 247V246H0ZM13 247V246H12ZM19 247L18 248H16V250L18 249L19 250ZM45 247V246H44ZM60 247V246H59ZM71 247V246H70ZM106 248H107V246H105ZM162 247V246H161ZM166 247L168 248V246L166 245ZM172 247H173V245H172ZM174 247H173V249L172 250H174ZM197 247V246H196ZM248 247H249V245H248ZM248 247H245V249L246 248H248ZM258 247V246H257ZM29 248V247H28ZM33 248V247H32ZM35 248V247H34ZM38 248H40V247H38ZM47 248V247H46ZM51 248V247H50ZM62 248V247H61ZM75 248H77L78 249V247H75ZM95 248V250H97L96 249V247H94ZM117 248V247H116ZM163 248V247H162ZM170 248V247H169ZM201 248V247H200ZM200 248H199V250H200ZM223 248V247H222ZM229 248V247H228ZM228 248H225L226 250H227V252H228ZM42 249V248H41ZM69 249V248H68ZM71 249V248H70ZM160 249V248H159ZM164 249V248H163ZM166 249V248H165ZM180 249V248H179ZM219 249V248H218ZM12 250V248L11 249H9L7 252H4V255H9V252H12L11 251ZM17 250V251H18ZM40 250V249H39ZM63 250V249H62ZM61 250V251H62ZM72 250V249H71ZM111 250V249H110ZM189 250V249H188ZM222 250V249H221ZM242 250L244 251V248L242 247ZM248 250V249H247ZM42 251V250H41ZM73 251V250H72ZM92 251V250H91ZM104 251V250H103ZM190 251V250H189ZM212 251V250H211ZM233 251H234V248H233ZM239 251V250H238ZM43 252V251H42ZM224 252V251H223ZM227 252H226V254H227ZM230 252V251H229ZM26 253V252H25ZM44 253V252H43ZM46 253H47V250H46ZM66 253V252H65ZM68 253V252H67ZM202 253V252H201ZM201 253H199V254H201ZM15 254V253H14ZM24 254V253H23ZM28 254V253H27ZM48 254V253H47ZM172 254V253H171ZM188 254H189V252H188ZM187 254V255H188ZM193 254V253H192ZM203 254V253H202ZM201 254V255H202ZM210 254V253H209ZM215 254V251L213 250V254L212 255H214ZM238 254H240V253H238ZM238 254H234V255H238ZM1 255V254H0ZM13 255V254H12ZM16 255H17V252H16ZM20 255V254H19ZM51 255V254H50ZM69 255V254H68ZM129 255H130V253H129ZM190 255V254H189ZM197 255H198V253H197ZM196 255V256H197ZM211 255V254H210ZM228 255V254H227ZM234 255H233V257H234ZM3 256V255H2ZM28 256V255H27ZM169 256H171L172 257V255H169ZM196 256H194V258H197V259H195V260H198L199 258H198V256L196 257ZM204 256H206V255H204ZM238 256H240V255H238ZM6 257V256H5ZM130 257V256H129ZM175 257V256H174ZM207 257V256H206ZM205 257V258H206ZM233 257H232V259H233ZM11 258V257H10ZM16 258V257H15ZM25 258H27V257H25ZM173 258V257H172ZM192 258V257H191ZM200 258H202V256L200 257ZM211 260H213L214 259V256L212 257L211 256ZM223 258H227L226 256L225 257H223ZM7 259V258H6ZM12 259V258H11ZM22 259V258H21ZM20 259V260H21ZM31 259V258H30ZM128 259V258H127ZM173 259H175V258H173ZM210 259V258H209ZM235 259V258H234ZM19 260V261H20ZM125 260V259H124ZM129 260V259H128ZM130 260H132V258L130 259ZM200 260V259H199ZM4 261V260H3ZM19 261H18V263H19ZM22 261V260H21ZM127 261V260H126ZM134 262H135V264L137 263V260H133ZM132 261V262H133ZM192 261H194V260H192ZM223 261V260H222ZM226 261H228L227 259H225V262ZM243 261H244V259H243ZM0 262H2L1 261V257H0ZM13 262V261H12ZM75 262V261H74ZM125 262V261H124ZM129 262H131V261H129ZM128 262V263H129ZM134 262L133 263H131V264H134ZM212 262V261H211ZM225 262H223V263H225ZM232 262V261H231ZM33 263H35V262H33ZM78 263V262H77ZM127 263V264H128ZM205 263V262H204ZM234 263V262H233ZM240 263V262H239ZM242 263V262H241ZM240 263V264H241ZM244 263V262H243ZM9 264H10V262H9ZM21 264V263H20ZM75 264V263H74ZM124 264V263H123ZM126 264V263H125ZM210 264V263H209ZM219 264H221L220 262H219ZM228 264V263H227Z\"/></svg>","mask_w":264,"mask_h":264}]
</instances>
